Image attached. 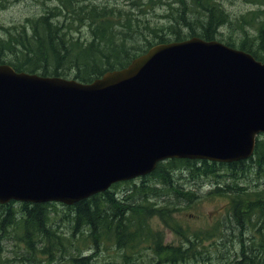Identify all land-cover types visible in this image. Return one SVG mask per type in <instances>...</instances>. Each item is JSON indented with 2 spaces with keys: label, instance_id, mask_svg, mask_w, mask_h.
<instances>
[{
  "label": "trees",
  "instance_id": "obj_1",
  "mask_svg": "<svg viewBox=\"0 0 264 264\" xmlns=\"http://www.w3.org/2000/svg\"><path fill=\"white\" fill-rule=\"evenodd\" d=\"M20 1L0 0V11ZM117 1L37 0L39 15L0 26V64L89 84L126 68L153 46L192 37L264 61V0H243L259 8L235 16L222 0ZM158 7L165 9L163 24L140 17ZM226 28H239L240 42L233 32L222 36ZM252 175V183L264 177V135L247 161L169 159L149 176L73 206L0 205V264H264V188L248 187ZM200 180L214 181L207 198L229 201L211 228L193 227L181 216L202 202V185L190 186ZM160 225L176 243L166 242Z\"/></svg>",
  "mask_w": 264,
  "mask_h": 264
},
{
  "label": "water",
  "instance_id": "obj_2",
  "mask_svg": "<svg viewBox=\"0 0 264 264\" xmlns=\"http://www.w3.org/2000/svg\"><path fill=\"white\" fill-rule=\"evenodd\" d=\"M264 61L214 40L158 44L92 83L0 64V205L73 206L169 159L253 157Z\"/></svg>",
  "mask_w": 264,
  "mask_h": 264
},
{
  "label": "rangeland",
  "instance_id": "obj_3",
  "mask_svg": "<svg viewBox=\"0 0 264 264\" xmlns=\"http://www.w3.org/2000/svg\"><path fill=\"white\" fill-rule=\"evenodd\" d=\"M121 2V0L117 1L119 4H122ZM113 3L114 2H112V4ZM222 3L226 10L232 12L234 16L236 14H246L259 8V6L253 4H246L243 0H222ZM42 10L43 7L37 2V0H21L20 2L9 6L6 10L0 11V26L8 27L22 24L27 18L39 15ZM164 12L165 9L163 7H158L154 11L150 10L148 15L140 17L143 20L147 19L150 24L160 25L165 21L162 18ZM135 13L138 15L139 11L137 10ZM245 28L250 35L255 34L253 27L245 26ZM220 32L224 37H227L230 32H233V38L237 42H240V38L242 37V31L239 28H235L234 31H232L231 28L221 29ZM184 178L186 179L187 177L184 176ZM254 179H256V176L252 175L249 184H247L249 185L248 187H251V185L255 183H259V188H264V177L260 182L252 183ZM213 184L214 181L212 180H200L197 183H194V185L189 184L194 187L195 190H197L198 186L200 187V185H202V190L200 191L202 202L195 205L192 209L183 211L181 214L183 220H189L188 222L191 223L193 227L211 228V226L217 221L216 219L220 218L228 209L229 201L226 198L211 199L206 197L207 192H209L211 185ZM159 227L164 230L167 243H176L174 235L168 229L163 225H160ZM8 251L11 252V249H8Z\"/></svg>",
  "mask_w": 264,
  "mask_h": 264
}]
</instances>
